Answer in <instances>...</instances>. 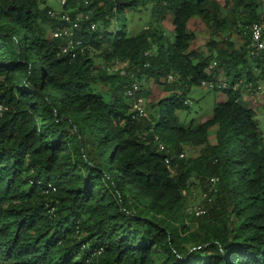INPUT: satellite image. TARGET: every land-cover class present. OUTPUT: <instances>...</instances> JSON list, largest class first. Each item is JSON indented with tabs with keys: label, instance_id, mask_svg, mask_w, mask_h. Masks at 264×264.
Here are the masks:
<instances>
[{
	"label": "trees",
	"instance_id": "1",
	"mask_svg": "<svg viewBox=\"0 0 264 264\" xmlns=\"http://www.w3.org/2000/svg\"><path fill=\"white\" fill-rule=\"evenodd\" d=\"M46 3L0 0V264H264V133L242 100L264 83L261 59L248 57L262 0H66L64 11L88 15L77 33L88 48L73 59L51 38ZM147 5L158 26L132 35L126 12ZM192 19L243 44L191 50ZM219 75L224 102L181 126L190 88ZM147 78L169 95L144 119L127 92ZM184 146L199 156L179 158ZM195 181L209 199L198 216Z\"/></svg>",
	"mask_w": 264,
	"mask_h": 264
},
{
	"label": "rangeland",
	"instance_id": "2",
	"mask_svg": "<svg viewBox=\"0 0 264 264\" xmlns=\"http://www.w3.org/2000/svg\"><path fill=\"white\" fill-rule=\"evenodd\" d=\"M218 2L220 5H223V0H218ZM45 6L49 7L56 13H60L62 11L59 0H47ZM150 8L151 6L147 5L142 8L140 7L139 11L126 12L127 25L132 35H136L145 29L151 30L152 28L158 26L150 17ZM168 17L169 18H167L164 22L162 29L165 33L164 36L166 43H172L174 29L173 20L171 16ZM117 25V22H112V28ZM188 30L194 33L195 36L190 49L202 52L204 54L207 53V44L209 43V41H211V39L216 42L217 48H227V42L232 43L235 49H238L243 44L242 38L239 35H236L233 31H225L223 33L212 36L204 26V24H202L198 19H192L189 22ZM46 32L47 38H49V30H47ZM94 55L98 56V52H95ZM94 62L95 65L98 66L99 64H102V59L95 57ZM254 73L258 75L259 71L256 70L254 71ZM217 80L222 82L224 81V78L222 75H219L217 77ZM140 85V88L144 92H146L145 94L147 95L145 98V107L148 116L153 115L155 111L153 109H150L149 106L156 105L158 101L167 97L169 94L165 93L163 87L154 83L152 79H143ZM259 85L264 89V83H260ZM258 87L255 92H253L246 89V87L243 90V87L239 86V88L243 90L242 97L248 98L249 100H247V103H249V107L254 108V111H256V120L259 125V129L262 131V133H264V94L260 93ZM96 90L104 96L110 95L109 87L103 86L100 83L97 84ZM186 98L189 103V108L187 110L177 112L178 122L183 127L196 126L207 121L212 115L214 106L218 103H221V100L223 99V93L222 91L213 92L206 88L193 86L188 91ZM104 99L107 100V97H104ZM209 141L210 143H214V131H211ZM200 151V146H184L182 153L184 158L193 159L199 156ZM203 195V187L201 188L195 181V183L190 187L189 190L188 210L201 208Z\"/></svg>",
	"mask_w": 264,
	"mask_h": 264
},
{
	"label": "built area",
	"instance_id": "3",
	"mask_svg": "<svg viewBox=\"0 0 264 264\" xmlns=\"http://www.w3.org/2000/svg\"><path fill=\"white\" fill-rule=\"evenodd\" d=\"M62 7L60 13H56L53 10L48 12L51 19L55 21V27L50 31L51 38L53 40L60 41L59 54L66 55L70 59L75 58L77 55L84 54V51L88 46H85L80 37H77V33L80 32L82 24L88 20V15L77 14L71 15L68 11H64L63 7L66 4V0H59ZM262 7L264 9V0H262ZM96 24L90 23L88 31L95 32ZM250 31V45L248 47V57L251 59L260 58L262 61V67L264 68V58L262 54L264 53V25L262 23H254L249 27ZM118 68L123 70L124 64H117ZM213 65L210 66V69ZM123 74V71H122ZM173 79L169 77L168 81ZM201 88H206L211 91H224L229 88V85L224 81L220 82L217 79L215 81H203L200 84ZM238 86L233 87V90H237ZM259 85L258 90L261 94H264V89ZM140 86L138 84H133L132 88L127 92L130 101L132 102L131 110L134 113V117H140L147 119L148 113L146 111V103L144 98L139 96ZM258 91V92H259ZM189 105V103H185ZM4 111V108L0 106V114ZM160 151H163V147H159ZM180 155L179 158H182ZM165 164L169 166L170 160L165 159ZM217 180H211L212 187L209 192H215L214 184ZM203 198L207 199V195L204 194ZM209 200V199H207ZM196 215H201L203 213L201 208L195 210Z\"/></svg>",
	"mask_w": 264,
	"mask_h": 264
},
{
	"label": "crops",
	"instance_id": "4",
	"mask_svg": "<svg viewBox=\"0 0 264 264\" xmlns=\"http://www.w3.org/2000/svg\"><path fill=\"white\" fill-rule=\"evenodd\" d=\"M224 100H225V97H224V95H223V99L221 100V102H224ZM242 100H243V102L247 105V106H249V103H247L248 101L247 100H249L248 98H246V97H242ZM253 101V100H252ZM255 113H256V111H255Z\"/></svg>",
	"mask_w": 264,
	"mask_h": 264
},
{
	"label": "clouds",
	"instance_id": "5",
	"mask_svg": "<svg viewBox=\"0 0 264 264\" xmlns=\"http://www.w3.org/2000/svg\"><path fill=\"white\" fill-rule=\"evenodd\" d=\"M145 100V99H144Z\"/></svg>",
	"mask_w": 264,
	"mask_h": 264
}]
</instances>
